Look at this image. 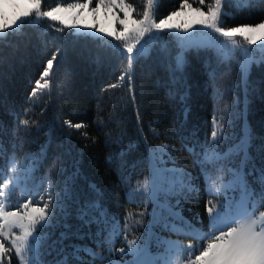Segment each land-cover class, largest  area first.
<instances>
[{"label": "trees", "instance_id": "1", "mask_svg": "<svg viewBox=\"0 0 264 264\" xmlns=\"http://www.w3.org/2000/svg\"><path fill=\"white\" fill-rule=\"evenodd\" d=\"M73 1L43 0V5ZM126 1L135 16L147 6V0ZM183 2L157 0L156 17L180 9ZM212 2L201 5L200 0H187L192 7L205 9ZM226 7L230 11L223 14L225 28L264 21V0H246L242 5L232 0ZM182 48L172 30L161 31L149 42L148 51L135 57L130 85L127 76L120 78L129 69L128 53L111 37L77 33L49 19L35 23L26 19L19 28L0 35V170L6 179L13 163H25L29 185L45 192L46 198L50 185L51 195L60 193L69 215L63 217L55 209L53 226L45 227L41 235L49 236L51 244L66 231L64 223L71 226L67 231L86 234L84 239L63 242L67 253L73 251L70 245H80L95 254L81 252V261L72 264H99L110 245V226L86 227L77 218V207L85 202H100L119 222L118 245L123 244L124 233L140 237L150 226L164 230L153 225L151 203L146 204L144 194L137 191L152 166L161 165L156 150L165 156L164 164L182 170L174 181L187 180L183 174H191L193 190L185 187L176 208L208 228L206 204L213 202L214 195L207 191L209 178L206 182L200 161L246 141V153L233 148L227 167L240 169L245 161L244 179L252 198L260 199L264 207V57L252 62L244 80L235 57H225L208 45L185 48L184 64L178 68ZM54 52L58 60L51 90H37L30 99ZM22 120L29 123L22 125ZM66 120L82 126L70 127ZM214 127L225 136L219 144L211 143ZM209 172L210 178L221 175L215 167ZM229 175L225 169L224 177ZM56 259L57 252L43 246L37 264H54ZM0 264L21 263L10 249Z\"/></svg>", "mask_w": 264, "mask_h": 264}, {"label": "snow or ice", "instance_id": "2", "mask_svg": "<svg viewBox=\"0 0 264 264\" xmlns=\"http://www.w3.org/2000/svg\"><path fill=\"white\" fill-rule=\"evenodd\" d=\"M31 4V7L26 10L17 13L13 16L11 21H8L7 17L0 13V33L7 32L9 30L17 29L20 23L35 13L37 19L41 17H47L52 20H59L60 18L55 15L57 12L64 10H82L87 9L95 3V7H91V11L95 13L98 9L108 8L109 4H106L105 0H85L83 3L69 4L66 8L61 5L48 10L41 11V0H26ZM201 5H204L205 0H200ZM148 7L145 8L142 15L133 18L131 12V4H125L124 0H110V5L113 8H119L123 12V18L117 17L119 24L122 26L121 30L117 34L116 38L124 42V47L128 53L129 69L125 73H122L121 80L127 76L128 83L131 85L133 76L131 74V67L134 62L136 54L143 49L141 43L143 37L146 34H151L153 30L159 32L164 30L182 29L183 32L189 33L192 29L196 31L198 29H210L217 33L219 36L230 40L232 44L236 41L232 39L233 35L239 33L244 36V39L248 44H255L256 39L264 40V36L256 37L254 34L257 31L264 32V21L255 25H243L239 27H233L225 29L221 26L222 0H215L213 5L207 7V11L202 7L192 8L187 0L181 4L180 9L172 12L166 18L159 19V22L152 17L151 6L153 0H147ZM16 7V5H13ZM188 7L192 12L196 14V18L190 22H184L180 24L169 23L174 17L180 16L183 9ZM113 35V33H109ZM151 38V36H150ZM183 42V47H196L198 44H194L190 35L179 37ZM140 46L139 48L137 46ZM58 60V52L52 54V58L48 59L43 71L40 73V78L35 81V86L30 94V99L37 94V90L43 91L45 89L51 90L52 88V76L54 75L53 69L55 63ZM247 61L241 64V68L244 71L248 70L249 63ZM184 64L183 56L181 55L177 59V67L181 68ZM115 85H110L114 87ZM214 124H215V117ZM22 125H27L28 120H22ZM70 127L79 129L81 124H70L69 121H65ZM222 128L223 125H220ZM211 143L219 144L225 139L223 133L218 134L215 127L212 132ZM235 152L245 151L246 153V141L242 140L239 145L233 146ZM233 148H230L227 153L220 155L214 153L212 156H205L201 163V172L210 178L211 173L209 169L215 167L216 171L221 173L217 179L221 180L219 185L213 184V188H217V195L222 196V202L219 207L213 204L212 201H208L206 204V211L210 220V230L204 236L200 238L203 240L202 247L198 252H192L191 246L188 251L192 252L187 264H264V211H237L234 209L233 200L229 198L226 193L239 191L241 194V204L245 209L251 204L252 208H256L255 204L251 203L253 193L250 191L247 181L244 179V173L242 171L245 161L241 162L240 169H233L227 167L229 157L234 155ZM246 160V157H245ZM165 161L160 159V164L163 165ZM227 169V173L231 174L232 180L224 183V173ZM182 170L168 169L161 166L159 169L153 168L151 175L146 177L143 184L142 191L146 195V204L152 203L154 205L152 211L153 225H160L162 229L169 231H178L177 221L183 223V218L179 212L175 211L176 207L180 203V197L184 194L186 186L189 190H193L190 187L191 174L184 173L187 180H181L179 182H169L168 176L174 172H181ZM261 180L264 182V170H261ZM0 197L7 198L10 194L11 186L19 183V180L13 181L11 179H3L2 170H0ZM179 183V187H177ZM48 199L44 200L41 197L42 206L40 201H36L31 197L25 203L14 208V210H7V206L0 204V256L5 255L10 249L15 250V254L20 258L21 264H37V256L41 247L47 246L52 251L57 252V259L54 264H72V261H81V252H87L91 255H95L87 247H81L80 245H70L73 249L71 253L65 252L64 241L75 237L77 239H84L86 234H81L79 230L73 233L67 231L70 229V225L63 224L66 231H63L59 235V239L53 240L51 244H48L49 236L41 235L42 230L45 227H52L53 221L56 219L55 209H59L63 217L69 215L66 205L63 203L60 193H57L55 198L51 195V185L49 190ZM69 189L67 182H65V197L68 196ZM264 195V194H262ZM175 198L176 203L172 204L170 201ZM248 201V204L244 202ZM164 213H167L165 216ZM141 216L144 213H140ZM77 218L81 221L83 226L90 227L92 224L110 226L113 233H117L119 229V222L114 218H110L108 213L103 209V206L98 201L85 202L77 207ZM127 219V218H126ZM139 223V221H137ZM125 228H128L127 223ZM18 230L19 234H16ZM5 242H9L10 248L6 249ZM127 251L134 256V264H157V261L147 253L146 249H141L136 244L135 240H129ZM167 244L169 251L178 249V246L173 245L169 241H162ZM61 247L57 250L56 246ZM181 251H184L180 249ZM121 253L125 252V249H119ZM31 256V259H29Z\"/></svg>", "mask_w": 264, "mask_h": 264}, {"label": "rangeland", "instance_id": "3", "mask_svg": "<svg viewBox=\"0 0 264 264\" xmlns=\"http://www.w3.org/2000/svg\"><path fill=\"white\" fill-rule=\"evenodd\" d=\"M231 1L232 0H222L221 22L223 21L224 18L223 14L228 13L230 11L226 7V5L230 4ZM236 1H237V5H242L243 3L246 2V0H236ZM83 2H85V0H75L73 2H68V3L58 2L49 7H45L43 5V0H41V11L51 10L57 7L58 5H61L64 8H66L67 5L69 4L83 3ZM105 2L106 4H109V7L98 9L95 13H93L90 10L91 7H95V3L90 5V7L87 9H82V10L72 9V10H64L61 12H57L55 13V15L60 19L55 21H59L63 25L73 28V30L77 33H90L93 35H98L103 37H111L115 42L120 43L125 49L124 42L116 38L117 34L122 28V26L119 24L117 17L123 18V12H121L119 8L111 7L110 0H105ZM156 2L157 0H153V4L151 6V14L152 17L156 20V22H159V19L166 18L168 15L161 18L156 17L154 12ZM124 3L129 4L126 0H124ZM214 3L215 0H213L212 5ZM13 5H16V7H13ZM29 7H31V4L27 3L26 0H0V13H2L3 16L7 17L8 21H11L14 15L26 10ZM146 7H148V4ZM192 8H196V7H192ZM203 10L207 11V9L205 8H203ZM129 11L131 12L133 18L138 17L134 15L133 7ZM195 18H196V14L192 12L190 8L185 7L183 9L182 14L180 16L174 17L169 23L180 24L184 22H190ZM27 19H30L31 22L34 23L42 19L52 20L47 17H41L37 19L35 13H33V15ZM255 24H241L233 27H239L243 25H255ZM221 26L224 27L222 24ZM233 27H227V28L224 27V28L230 29ZM172 31L177 35L178 39L181 36L190 35V39L194 44H198L199 46H206V45L212 46L214 49L221 51L222 55L225 57H229V56L235 57L240 66L242 77L244 80L247 77L252 62L257 61L260 58L264 57V40H261L259 38L256 39L255 44L250 45L244 39V36L240 35L239 33H236L232 37V39L235 40L236 43L232 44L230 40H227L226 38L219 36L217 33H215L210 29H198L196 31L190 29L189 33H185L183 32L182 29H178V28L172 29ZM4 33H0V35ZM109 33H113V35H109ZM160 33L161 31L157 32L153 30V32L150 35L146 34L141 41V43L143 44V49L139 52V54L146 53L149 49V42H151L154 38L159 36ZM254 35L256 37H261L264 36V32L257 31ZM179 41L183 45V42L180 39ZM137 47L139 48L140 46L138 45ZM185 48L188 47H183L178 57L182 55L184 59ZM137 55L138 54L134 52V56L136 57ZM247 61H251V62L249 63L248 70L244 71L241 68V64ZM155 156L159 159L165 158V156L162 155L161 152L160 151L158 152L157 150L155 151ZM161 166L166 167L168 169H175V167L171 163H167L163 165L152 166V170L153 168L159 169ZM8 175L9 176L6 179H11L13 181L19 180V183L18 184L14 183L11 186L10 194L7 198L0 197V204L6 205L7 210H14V208L19 207L20 204L25 203L29 197H31L36 201H40L41 202L40 206H42V201H41L42 196L44 200L48 199V197L47 198L45 197V192L36 191L35 187L29 185V181L31 180V177L29 176L30 175L29 166L25 165V163L22 162L13 163V165L9 169ZM219 176L220 175L209 178L206 186L208 193L214 195L212 203L216 204L218 207L222 202L223 194L217 195L216 193L218 189L213 188V184L219 185L221 183V180L217 179V177ZM179 178L180 175L178 172H174L173 174H170L168 176L169 182L178 180ZM232 179L233 177L230 174L229 176L224 177L223 182L227 183L229 180ZM144 180L145 179H143L140 182V184L137 186V189H143ZM56 194L57 193H54L52 196L55 198ZM226 195L233 200L234 209L237 211H245V210L256 211L257 214L259 211H264V207L262 206V202L260 199L252 198L251 203L255 204L256 208H252L251 204H249L247 209H245L244 206L241 204V194L239 191L236 192L229 191L226 193ZM144 197L145 200H147L145 194ZM244 203L248 204V201H245ZM153 207L154 205L151 203V207H150L151 213L153 211ZM175 211L179 212L177 208L175 209ZM179 214L183 218V223L178 221L176 222L177 228L179 229L178 231H169L165 229L162 231L161 229L158 230L153 226H150L147 229V231L143 233L140 237L128 236L124 233L121 237L123 241L122 245H118L116 243L117 241H119L117 237V234L119 235V231L117 233L112 232L110 235V245L108 248L106 259L99 264H134V259H135L134 256L127 251L128 249L127 242L129 240H135L136 244L139 245L141 249H146L147 253L150 254V256L157 261V264H187V261L192 255V252H198V250L202 247L203 240L200 237L209 233L210 220H209L208 228H202L197 223L190 221L187 217L182 215V213L179 212ZM164 215L166 216L167 213H164ZM152 221H153V217H152ZM15 231L16 234H19L18 230ZM162 241H169L173 245L178 246V249L169 251L168 245L162 243ZM189 246H191L192 252L188 251ZM5 247L6 249L10 247L9 242H5ZM122 248L125 249L124 253H121L119 251V249ZM180 249L184 251H181ZM2 256H0V258ZM18 259L21 263L19 257ZM29 259H31V256H29Z\"/></svg>", "mask_w": 264, "mask_h": 264}]
</instances>
